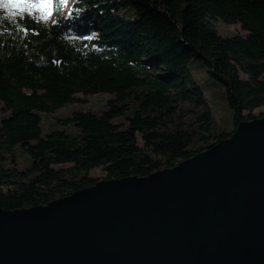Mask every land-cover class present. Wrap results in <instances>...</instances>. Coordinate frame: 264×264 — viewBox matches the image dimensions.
<instances>
[{"label": "trees", "instance_id": "16d2710c", "mask_svg": "<svg viewBox=\"0 0 264 264\" xmlns=\"http://www.w3.org/2000/svg\"><path fill=\"white\" fill-rule=\"evenodd\" d=\"M29 1L54 14L67 0ZM217 22L247 35L222 36ZM193 61L222 86L230 132L214 130ZM263 76L264 0H74L65 18L48 20L35 6L0 11V209L93 186L95 169L111 180L172 168L264 117L253 115ZM98 95L108 97L100 113L74 110L44 132L45 117Z\"/></svg>", "mask_w": 264, "mask_h": 264}, {"label": "water", "instance_id": "95a60500", "mask_svg": "<svg viewBox=\"0 0 264 264\" xmlns=\"http://www.w3.org/2000/svg\"><path fill=\"white\" fill-rule=\"evenodd\" d=\"M0 264H264V117L172 168L0 209Z\"/></svg>", "mask_w": 264, "mask_h": 264}, {"label": "rangeland", "instance_id": "374dc122", "mask_svg": "<svg viewBox=\"0 0 264 264\" xmlns=\"http://www.w3.org/2000/svg\"><path fill=\"white\" fill-rule=\"evenodd\" d=\"M26 1V0H25ZM24 0H0V11H2L6 16L7 15H15L23 11L24 9H29L32 4L29 2H25ZM74 0H67L64 4L61 13L53 15L49 14V11H46L42 4L41 9L43 10V17L44 20L53 19L55 17H62L65 18L67 12L69 11L72 3ZM35 6V4H34ZM77 15L80 12H76ZM215 28L218 33L225 37H231L233 34L245 37L247 33L243 32L239 25L235 26H226L220 22L215 24ZM189 70L191 71L195 81L202 87L204 95L208 101V104L211 109L212 118H213V126L214 130L216 131H225L230 132L233 130V120H232V113L227 107L225 94L222 86L217 82L213 81L208 75L206 74L205 69L202 65L196 61H193L189 65ZM264 77V76H263ZM108 100L107 96L98 95V96H91L85 98V103L82 105H69L65 108L57 111L56 113L47 116L43 120V127L44 132H49L53 127L62 126V120L65 119L71 112L74 110H89L95 113H100L103 108L105 102ZM189 109V108H187ZM264 114V107L254 111L253 115L258 117L259 115ZM195 117L192 115H188L185 118V122L189 128H196V124L194 123ZM210 135H213L211 132ZM138 145L142 147L141 141L138 139ZM14 160L18 163L22 164L23 162L27 161V156L20 151V149H16L13 152ZM89 176L95 178V180L100 181L103 180L105 174L100 169H95L89 173Z\"/></svg>", "mask_w": 264, "mask_h": 264}]
</instances>
